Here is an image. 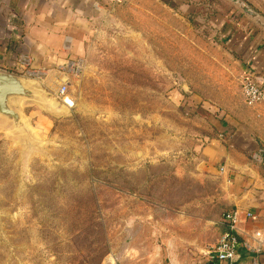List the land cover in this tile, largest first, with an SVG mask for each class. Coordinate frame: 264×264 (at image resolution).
Returning <instances> with one entry per match:
<instances>
[{
	"label": "rangeland",
	"instance_id": "1",
	"mask_svg": "<svg viewBox=\"0 0 264 264\" xmlns=\"http://www.w3.org/2000/svg\"><path fill=\"white\" fill-rule=\"evenodd\" d=\"M107 2L119 22L68 79H25L43 101L21 103L26 134L0 121V264H161L213 234L220 183L201 156L219 133L190 104L241 94L211 46L223 8L204 0L188 28L177 0Z\"/></svg>",
	"mask_w": 264,
	"mask_h": 264
},
{
	"label": "crops",
	"instance_id": "2",
	"mask_svg": "<svg viewBox=\"0 0 264 264\" xmlns=\"http://www.w3.org/2000/svg\"><path fill=\"white\" fill-rule=\"evenodd\" d=\"M132 1L117 12L124 11ZM177 1L181 8L174 16L189 28L190 17L204 0ZM217 1L223 9L207 18L214 30L211 46L219 56L216 63L223 66L231 59L239 73L252 77L264 90V31L225 1ZM244 1L264 17V0ZM105 5H109L107 0H0V70L29 81L40 76L68 79L95 34L104 30L103 26L110 33L119 22L116 14L104 19ZM240 96L221 109L208 102L202 104V117L219 133L201 156L211 178L220 183V212L213 234L195 245L194 252L184 250L182 258L173 251L166 254L162 247L161 264H226L207 255L226 230L221 221L226 212H235L238 219L240 246L233 264H264V102L247 107ZM198 102L190 104L193 112L201 107ZM39 117L41 121L45 118ZM33 118L35 123L36 116ZM246 213L251 218H246ZM256 232L260 239L254 237ZM244 242L249 244L248 249L243 247Z\"/></svg>",
	"mask_w": 264,
	"mask_h": 264
},
{
	"label": "water",
	"instance_id": "3",
	"mask_svg": "<svg viewBox=\"0 0 264 264\" xmlns=\"http://www.w3.org/2000/svg\"><path fill=\"white\" fill-rule=\"evenodd\" d=\"M264 31V17L244 0H226ZM23 78L0 70V121L7 123L16 134L25 135L20 105L24 101L42 104L40 95ZM29 81V80H28Z\"/></svg>",
	"mask_w": 264,
	"mask_h": 264
},
{
	"label": "built area",
	"instance_id": "4",
	"mask_svg": "<svg viewBox=\"0 0 264 264\" xmlns=\"http://www.w3.org/2000/svg\"><path fill=\"white\" fill-rule=\"evenodd\" d=\"M114 2H122L123 0H112ZM21 64H25L21 59ZM68 84L63 83L57 89L59 97H65ZM241 97L243 103L247 107H253L264 99L263 88L249 75L244 74L241 81ZM246 218H251L250 213L245 214ZM221 221L226 226V230L220 235L215 246L207 253L210 258L226 264H233L238 257L239 240L238 234V219L235 212H226L222 215ZM260 233L256 232L254 237L260 239ZM243 247L248 249L249 244L244 242ZM257 249V248H253ZM252 264H256L255 261Z\"/></svg>",
	"mask_w": 264,
	"mask_h": 264
},
{
	"label": "trees",
	"instance_id": "5",
	"mask_svg": "<svg viewBox=\"0 0 264 264\" xmlns=\"http://www.w3.org/2000/svg\"><path fill=\"white\" fill-rule=\"evenodd\" d=\"M201 114V115H204V111L202 110V108L200 107V106H198L197 108H196V110L194 111V115L195 114Z\"/></svg>",
	"mask_w": 264,
	"mask_h": 264
}]
</instances>
